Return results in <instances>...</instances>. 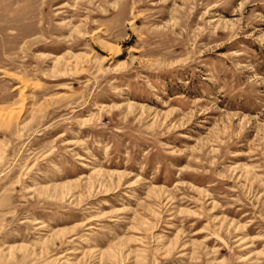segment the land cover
Returning a JSON list of instances; mask_svg holds the SVG:
<instances>
[{
	"label": "rangeland",
	"instance_id": "374dc122",
	"mask_svg": "<svg viewBox=\"0 0 264 264\" xmlns=\"http://www.w3.org/2000/svg\"><path fill=\"white\" fill-rule=\"evenodd\" d=\"M10 112L0 264H264V0H0Z\"/></svg>",
	"mask_w": 264,
	"mask_h": 264
},
{
	"label": "bare ground",
	"instance_id": "6f19581e",
	"mask_svg": "<svg viewBox=\"0 0 264 264\" xmlns=\"http://www.w3.org/2000/svg\"><path fill=\"white\" fill-rule=\"evenodd\" d=\"M96 42L98 46L108 54V58L117 57L120 55V48L118 46H114L110 43H107L101 39H96ZM13 112L10 113H0V125L5 123L6 118H8L10 115H12ZM13 117V116H11Z\"/></svg>",
	"mask_w": 264,
	"mask_h": 264
}]
</instances>
